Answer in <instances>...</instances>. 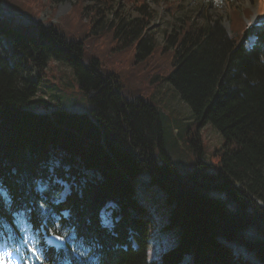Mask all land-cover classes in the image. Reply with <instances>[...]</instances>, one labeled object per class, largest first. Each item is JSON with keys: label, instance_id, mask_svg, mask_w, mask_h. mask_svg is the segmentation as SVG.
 <instances>
[{"label": "trees", "instance_id": "obj_1", "mask_svg": "<svg viewBox=\"0 0 264 264\" xmlns=\"http://www.w3.org/2000/svg\"><path fill=\"white\" fill-rule=\"evenodd\" d=\"M7 1L0 0V15L9 11L0 16V230L18 238L20 226L37 240L42 230L65 235L61 249L32 254L35 264H148L153 222L134 186L148 171L174 204L169 225L181 229L160 264L188 256L190 264H264V24L241 22L233 34L221 20L188 24L163 47L146 0H75L92 23L85 43L25 2ZM115 46L134 47L133 57L117 62ZM51 60L72 68L89 111L27 107L40 82L32 70L43 73ZM144 65L152 83L168 82L198 124L224 137L217 165L192 133L197 165L179 171L166 148L163 109L124 90L123 80L150 83Z\"/></svg>", "mask_w": 264, "mask_h": 264}, {"label": "rangeland", "instance_id": "obj_2", "mask_svg": "<svg viewBox=\"0 0 264 264\" xmlns=\"http://www.w3.org/2000/svg\"><path fill=\"white\" fill-rule=\"evenodd\" d=\"M9 1L16 4L25 2V9L38 14L39 19L56 24L69 37L81 38L85 43L88 41L85 35L91 31L92 23L87 16L82 17V11L79 10L78 5L73 6L75 0H8L6 2L8 6H12ZM146 1L153 13L149 28L158 42L157 45L163 47L168 45L167 35L176 33L184 25L203 26L208 20H221L227 32L233 34L235 27L242 28L241 22H244L246 27L248 24L264 19V0ZM134 7L136 6L132 3L126 5V8L136 15ZM5 14H9L7 9H3L0 16H5ZM241 31L244 32L243 29ZM255 41V36L249 37L247 45L251 46ZM107 45H109L108 42L99 44V46ZM127 48L121 50L120 46H115L112 50L118 52L111 56L117 62L128 55L133 57L134 50L131 48L134 47ZM90 49H92L91 46ZM103 61L110 64L107 60ZM143 67L148 72L150 83L143 80H123L124 90L132 93L133 97L141 96L163 109L166 148L179 171L187 175L197 165V155L189 140L192 133L201 137L205 159L217 165L220 160L219 151L225 145V139L218 129L209 122L202 126L198 124L190 106L179 96L178 92L168 82L152 83L153 73L150 72L152 68L146 65ZM31 78L36 81L40 80V82L37 94L27 104L28 108L37 111L54 107H63L68 110H90L91 105L81 91L73 70L68 64L51 60L43 73L33 69ZM134 186L137 198L147 207L144 216L149 217L153 222L148 264H160L162 253L177 244L181 232L180 226L169 225L174 204L167 201L165 190L159 184L152 182L148 171L136 176ZM68 190V185H65L60 198L65 197ZM102 216L103 222L111 221L108 210H103ZM235 253L237 254V251ZM244 253L246 254L245 251ZM186 259L183 264H190L188 257ZM0 264H21V259L7 248H3L0 250Z\"/></svg>", "mask_w": 264, "mask_h": 264}, {"label": "snow or ice", "instance_id": "obj_3", "mask_svg": "<svg viewBox=\"0 0 264 264\" xmlns=\"http://www.w3.org/2000/svg\"><path fill=\"white\" fill-rule=\"evenodd\" d=\"M109 223H110V222H109L108 220H105V225H106V226H108ZM53 235L56 237V239L61 240V241H63V240L66 239L65 235L60 234L59 232H54ZM31 251L35 253V252L37 251V249H36L35 247H33V248L31 249Z\"/></svg>", "mask_w": 264, "mask_h": 264}, {"label": "water", "instance_id": "obj_4", "mask_svg": "<svg viewBox=\"0 0 264 264\" xmlns=\"http://www.w3.org/2000/svg\"><path fill=\"white\" fill-rule=\"evenodd\" d=\"M53 240L56 242V245H60L62 242L61 240L56 239L55 236L53 237Z\"/></svg>", "mask_w": 264, "mask_h": 264}]
</instances>
